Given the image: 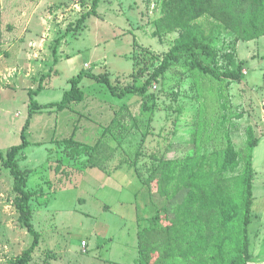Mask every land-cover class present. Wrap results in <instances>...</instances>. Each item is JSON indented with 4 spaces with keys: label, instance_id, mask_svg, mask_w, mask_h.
<instances>
[{
    "label": "rangeland",
    "instance_id": "1",
    "mask_svg": "<svg viewBox=\"0 0 264 264\" xmlns=\"http://www.w3.org/2000/svg\"><path fill=\"white\" fill-rule=\"evenodd\" d=\"M7 1L2 0L0 38V264H15L32 237L19 221L17 193L3 159L21 142L28 91L51 67L34 95L38 104L60 101L69 79L81 71L107 76L117 94L140 87L183 32L152 35L164 0H100L95 15L78 28L93 0H50L51 5L43 0L28 30L25 15L18 23L20 13L7 20ZM10 23L16 27L12 35ZM198 24L211 32L215 68L239 71V80L217 81L181 57L144 93L116 97L106 85L85 78L80 101L63 111L42 108L33 114L26 131L31 144L17 156L28 172L25 189L39 234L28 264H143L138 234L168 221L187 194L173 193L183 180L196 174L200 183L216 172L222 186L234 188L244 164L227 168L226 151H243L248 129L258 139L252 153L249 264H264V35L239 40L212 19ZM68 26L73 29L61 39L53 65L55 40ZM159 163H168L167 193L150 196L147 184ZM164 208L161 222L153 221ZM186 263L177 253L167 264Z\"/></svg>",
    "mask_w": 264,
    "mask_h": 264
},
{
    "label": "trees",
    "instance_id": "2",
    "mask_svg": "<svg viewBox=\"0 0 264 264\" xmlns=\"http://www.w3.org/2000/svg\"><path fill=\"white\" fill-rule=\"evenodd\" d=\"M93 0V9L78 18L74 28L80 27L85 20L95 15L98 2ZM263 14V15H261ZM209 18L217 22L224 29L232 32L239 40H247L256 35H264V0H164L161 5V16L154 23L152 35L159 37L164 34L182 31L173 47L164 55L161 65L149 76L140 87H125L116 93L107 76H99L90 71H81L69 79L70 88L63 92L60 101L47 104H38L34 99L42 89V82L50 76L53 67L40 77L38 87L28 91V117L21 130L20 144L11 146L3 159V165L9 170L13 178L14 191L17 193L15 208L19 214V221L32 237L31 245L23 252V256L15 264H28L32 253L39 243V234L31 222V208L29 207L30 193L25 189L28 178L27 170L18 165L17 156H23L30 146L27 139V129L35 112L42 108H56L65 110L69 104L80 101L82 91L80 84L86 79L107 86L116 97L144 93L160 75L167 71L171 61L186 57L199 73L217 81L223 79L239 80L240 72L230 69L222 73L213 64L217 59V52L212 44L210 33H205L198 21ZM246 21V23H245ZM1 8H0V38H1ZM68 26L63 36L55 40L53 46V65L57 63V48L61 39L69 33ZM258 145L252 130L248 129L247 145L243 151H234L228 148L226 153L231 160L226 159L227 168L235 170L242 161L243 170L237 178L233 189L227 190L218 181L216 172L209 173L206 179L196 183V174L193 179L186 178L177 186L173 193L183 189L188 190L183 201L175 206L172 215L162 226H148L138 234V253L143 264H167L177 253L183 254L186 264H249L252 259L250 251L249 227L253 222V190H252V153ZM168 163L160 164L155 168L154 175L148 181V193L166 195ZM161 176L157 179V173ZM156 181V191H152V181ZM166 209L158 210L152 218L161 222V213ZM168 212V211H167ZM187 243V247L184 246ZM176 251V253L174 252ZM154 254H158L157 258Z\"/></svg>",
    "mask_w": 264,
    "mask_h": 264
},
{
    "label": "crops",
    "instance_id": "3",
    "mask_svg": "<svg viewBox=\"0 0 264 264\" xmlns=\"http://www.w3.org/2000/svg\"><path fill=\"white\" fill-rule=\"evenodd\" d=\"M48 3L50 5L52 4V2L50 0L48 1ZM41 5H43V0H32V1L8 0L7 4H6V9H7V11H9V16L7 15V20L9 18L13 19V17L11 15L20 13L16 23H18L19 19H22V17L25 15V23H26V25L24 26L25 30L31 29L32 28L31 25H33V24H31V21H34L33 15L37 11V9L39 10L40 7H42ZM0 8H1V17H2V13H3L2 0L0 2ZM2 25H3V22H2ZM2 25H1V32L3 30ZM7 27L11 30L10 35H12V33L16 29V27L14 25H12L11 23L8 24Z\"/></svg>",
    "mask_w": 264,
    "mask_h": 264
}]
</instances>
